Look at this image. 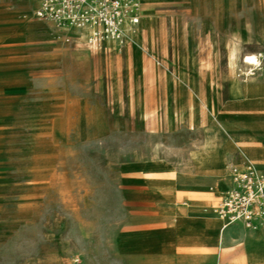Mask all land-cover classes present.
Masks as SVG:
<instances>
[{
  "label": "rangeland",
  "instance_id": "obj_1",
  "mask_svg": "<svg viewBox=\"0 0 264 264\" xmlns=\"http://www.w3.org/2000/svg\"><path fill=\"white\" fill-rule=\"evenodd\" d=\"M29 7L0 0V264H260L240 240L175 242L192 220L167 232L191 203L222 220L215 184L182 181L208 131L264 143V0H142L138 38L111 47Z\"/></svg>",
  "mask_w": 264,
  "mask_h": 264
},
{
  "label": "built area",
  "instance_id": "obj_2",
  "mask_svg": "<svg viewBox=\"0 0 264 264\" xmlns=\"http://www.w3.org/2000/svg\"><path fill=\"white\" fill-rule=\"evenodd\" d=\"M36 15L61 25H87L92 37L126 42L140 22L142 0H36ZM229 186L216 205L227 227L243 223L264 226V170L251 163L228 164Z\"/></svg>",
  "mask_w": 264,
  "mask_h": 264
},
{
  "label": "crops",
  "instance_id": "obj_3",
  "mask_svg": "<svg viewBox=\"0 0 264 264\" xmlns=\"http://www.w3.org/2000/svg\"><path fill=\"white\" fill-rule=\"evenodd\" d=\"M26 1H27V4L30 6L29 7L30 11L33 7V4L35 5L36 8L38 7V2L36 0H26ZM235 132H237L236 135L238 137H242L243 134L247 132V130L243 128L236 129L234 130V132H232V135L231 134L227 135L226 141L224 143V148H228L226 151L224 150L227 156V159L229 157L228 155L230 151L232 150H239L242 153V146L240 144L241 143L240 141H242L243 139L236 138L234 136ZM250 138L252 139V137ZM242 154L244 156V159L241 160V162L245 161L246 159V154H244V152ZM191 158L193 161L194 173L191 175L190 178L188 177L182 178V181H185V183L187 181L188 184L190 181H192V185L190 184L189 187H187L188 191L195 192L198 190V188H201V185L203 184V182L204 183L211 182L217 186L219 192L224 193L227 187L229 186L227 166L231 161H229V159L227 161H224L220 158H217L213 153H208L204 149L194 150ZM226 162H228L227 165H226ZM258 168L264 170L263 166L262 167L258 166ZM226 169H227V175L225 173ZM203 207L204 206H202L200 202L191 203V204H187L186 206H184V208L182 209V212L178 213L179 218L176 219L177 224H174L170 227V229L167 232V236L171 235L170 232L173 229H175V227L179 223L187 224L185 222L192 220V223L195 226L191 225V228L181 227V229L178 230L179 232L175 229V232L173 235L176 238H179V239H176L175 242L177 243L180 242L184 244H192V245H196L200 247H206L207 245L213 244L216 241L228 243L232 240H240V241H243L246 247L247 256L250 259L256 256L257 254H260V253L264 254V239L262 238V235L264 233V226H259L256 230H250V229L243 227L242 224L241 225L239 224L233 227L231 230H228L227 233L224 235L223 230H222V220L223 219L216 220L213 217L212 209L210 212H208V214H205V215L201 214V210ZM204 209H207V207L205 206ZM223 224H224V221H223ZM229 226L227 227L224 226V228H228ZM260 264H264V260H262Z\"/></svg>",
  "mask_w": 264,
  "mask_h": 264
},
{
  "label": "bare ground",
  "instance_id": "obj_4",
  "mask_svg": "<svg viewBox=\"0 0 264 264\" xmlns=\"http://www.w3.org/2000/svg\"><path fill=\"white\" fill-rule=\"evenodd\" d=\"M151 2V1H150ZM147 3V2H146ZM145 13L142 14V19H143V16H144ZM140 19H141V13H140ZM141 19V21H142ZM61 25V24H59ZM139 26H137V28L133 31H131L130 35L133 36V38L137 39L138 38V34H139V30L140 28L142 29V23L139 22L138 24ZM64 28H67V29H70L69 30V33L71 34V36L74 38V40H76V42L78 44H81V45H84L86 47H93V46H97L99 44H103V43H100V42H97L93 37H92V34H93V28L87 26V25H73V26H69V27H64ZM69 34V35H70ZM130 38V36H129ZM104 42H107V44L111 47L113 45H116L117 43L119 44H122L121 41L117 40V39H114L112 37H106V40ZM124 43V42H123ZM120 46V45H119ZM260 55V54H259ZM259 55L258 54H254V53H251V54H247L243 57V62H245L246 64L249 65V68L248 70H242L244 71V74L246 76L250 75V74H253V71L255 69L256 66H260L261 65V61H260V58H259ZM254 76V75H253ZM250 79V78H249ZM264 82V81H263ZM255 84V83H254ZM253 84V86H254ZM248 82L247 81H241L239 78H236V88H237V92L240 94V96L238 97H235L234 99L236 100H241L243 99L247 94H248ZM256 86V85H255ZM250 87V86H249ZM252 88V87H250ZM256 88V87H255ZM250 91V90H249ZM257 91V90H256ZM257 96V95H256ZM253 97V96H251ZM249 100H252L250 98H248ZM256 99V98H255ZM84 116L81 115V117ZM80 117V118H81ZM231 128V127H230ZM215 130H216V133H212V132H207L206 133V138H205V142L203 144L204 148H206V152L208 153H213L217 158H220L222 160H227V156L224 152V143L226 141V138H227V133H226V130L225 128H223L222 126L220 125H216L215 126ZM221 130V133L219 135H217V131H220ZM55 133V132H54ZM232 133V132H231ZM230 133V134H231ZM234 134V133H233ZM237 132H235L234 136L236 138H242L243 140L240 141L242 144V146L248 148V150L253 154V155H257V154H264V143L263 142H257V141H254L252 139H249V138H246V137H238L237 135ZM52 135V134H51ZM239 135V134H238ZM56 140V139H55ZM203 152V151H202ZM201 153V152H200ZM205 157V156H204ZM200 160V159H199ZM205 160V158H204ZM201 161V160H200ZM244 162H247V163H251V164H254V162H252L251 160L249 159H245ZM260 163L263 162V160L259 161ZM205 163V162H204ZM203 163V164H204ZM257 166V165H256ZM258 167V166H257ZM221 168V167H220ZM214 169V168H213ZM216 170V169H215ZM221 170V169H220ZM217 171V170H216ZM222 171V170H221ZM203 182V181H202ZM204 183V182H203ZM196 184V183H195ZM198 184V183H197ZM194 185V183H193ZM37 191V190H36ZM185 215V214H184ZM223 223V221H222ZM241 225L247 229H250V230H256L258 227H255V228H250V227H247L245 224L243 223H235L234 225L230 226V228L227 229L228 230H231L233 227L237 226V225ZM216 228V227H215ZM183 235V234H182Z\"/></svg>",
  "mask_w": 264,
  "mask_h": 264
}]
</instances>
